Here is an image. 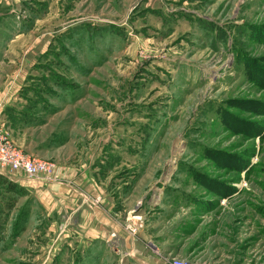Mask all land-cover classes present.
I'll list each match as a JSON object with an SVG mask.
<instances>
[{
  "label": "rangeland",
  "instance_id": "374dc122",
  "mask_svg": "<svg viewBox=\"0 0 264 264\" xmlns=\"http://www.w3.org/2000/svg\"><path fill=\"white\" fill-rule=\"evenodd\" d=\"M52 1L10 11L52 52L34 69L50 100L6 115L10 139L128 181L121 212L152 263L264 264V0ZM17 204L0 264H142L42 248L36 205Z\"/></svg>",
  "mask_w": 264,
  "mask_h": 264
},
{
  "label": "crops",
  "instance_id": "0c3cea01",
  "mask_svg": "<svg viewBox=\"0 0 264 264\" xmlns=\"http://www.w3.org/2000/svg\"><path fill=\"white\" fill-rule=\"evenodd\" d=\"M27 1L0 0V44H6L0 55L1 123H5L6 115L13 113L17 116L18 112H21L19 116L27 117L23 121L31 122L28 121L31 109L50 100L38 97L37 91L44 90L46 85L36 82L34 69L38 58L44 53L52 55V52H47L44 48L36 51V42L29 36L31 30L25 28L26 21L17 32L11 25L10 11H15ZM59 1L60 5H63L65 0L49 2V6L54 3L56 7L55 4L58 6ZM12 141L22 149L14 139ZM104 169L105 165L57 162V165H54L56 181L53 183L31 180L23 172H11L7 176L0 173V176L6 177L5 180L0 179V189L7 185V182L19 185L26 191V206L32 208L30 204L36 205L35 235L43 239L42 248H70L78 254L77 258L82 260L85 254L89 253H96L98 258L106 259L110 254L109 250L115 247L130 255L135 262L156 264L147 259V252L145 256H141V244L126 230V225L128 224V227L131 224L130 212L127 216L122 213L120 203L122 202L124 207L123 199L127 195L128 181L114 178Z\"/></svg>",
  "mask_w": 264,
  "mask_h": 264
},
{
  "label": "built area",
  "instance_id": "2783aa9c",
  "mask_svg": "<svg viewBox=\"0 0 264 264\" xmlns=\"http://www.w3.org/2000/svg\"><path fill=\"white\" fill-rule=\"evenodd\" d=\"M11 172H23L31 180H42L45 183L56 181L54 164L35 155L26 154L9 137L4 122H0V173L7 176ZM131 237L136 230L126 227ZM171 264H185L173 259Z\"/></svg>",
  "mask_w": 264,
  "mask_h": 264
},
{
  "label": "trees",
  "instance_id": "16d2710c",
  "mask_svg": "<svg viewBox=\"0 0 264 264\" xmlns=\"http://www.w3.org/2000/svg\"><path fill=\"white\" fill-rule=\"evenodd\" d=\"M49 84H50L49 82L45 83L46 86L49 85ZM43 92H45V89L37 91L38 97L42 98L41 95H42ZM0 179L5 180L6 177L0 176ZM4 182H6V181H4ZM0 195H1L0 211H2V212L7 211L8 216H7V214H5L4 215V221H3V222H7V221H9L10 215L12 214V209H15L16 204L19 202V200L26 195V191L22 187H20L19 185L17 186L16 184H14L12 182H7V185H3L1 187ZM5 207H7V208H5ZM2 214L3 213L0 214V220H2L1 219L2 218V216H1ZM3 229L4 228L0 229V240H2L1 233H2Z\"/></svg>",
  "mask_w": 264,
  "mask_h": 264
},
{
  "label": "bare ground",
  "instance_id": "6f19581e",
  "mask_svg": "<svg viewBox=\"0 0 264 264\" xmlns=\"http://www.w3.org/2000/svg\"><path fill=\"white\" fill-rule=\"evenodd\" d=\"M135 219H138L139 217H134Z\"/></svg>",
  "mask_w": 264,
  "mask_h": 264
}]
</instances>
